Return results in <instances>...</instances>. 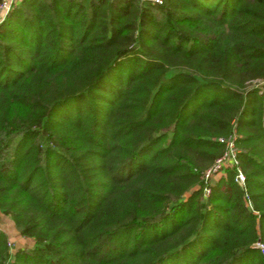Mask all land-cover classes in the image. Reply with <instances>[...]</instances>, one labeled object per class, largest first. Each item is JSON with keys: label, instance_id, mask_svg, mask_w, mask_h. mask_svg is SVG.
<instances>
[{"label": "trees", "instance_id": "16d2710c", "mask_svg": "<svg viewBox=\"0 0 264 264\" xmlns=\"http://www.w3.org/2000/svg\"><path fill=\"white\" fill-rule=\"evenodd\" d=\"M1 213L0 264H264V0L15 1Z\"/></svg>", "mask_w": 264, "mask_h": 264}, {"label": "built area", "instance_id": "2783aa9c", "mask_svg": "<svg viewBox=\"0 0 264 264\" xmlns=\"http://www.w3.org/2000/svg\"><path fill=\"white\" fill-rule=\"evenodd\" d=\"M16 0H1L0 1V20L4 18L8 10L10 9L11 5ZM157 2H161V0H154ZM222 141L225 142V149L223 153H221L219 156H217L214 161L211 163V165L205 170L204 172V179L206 183L213 178L217 177L220 173H222L227 166H236L237 173H236V179L239 182L244 181V174L238 167V148L234 144V137H230L227 139L220 138ZM210 192V187L208 184L204 187V195L205 197L208 196ZM8 244L11 246V242L8 241ZM258 245L262 248L264 251V245L261 242H258Z\"/></svg>", "mask_w": 264, "mask_h": 264}, {"label": "rangeland", "instance_id": "374dc122", "mask_svg": "<svg viewBox=\"0 0 264 264\" xmlns=\"http://www.w3.org/2000/svg\"><path fill=\"white\" fill-rule=\"evenodd\" d=\"M17 1V0H16ZM8 223V224H7ZM12 221L7 217L5 216L4 214H0V228L1 229H8V230H11L12 228V225H11ZM13 230V229H12ZM14 231V230H13ZM10 235V233H9ZM11 238L9 239V241L11 242V246H10V249L11 250H14L16 248V246L21 243H25V240H22V241H18L17 238H15L14 236H10Z\"/></svg>", "mask_w": 264, "mask_h": 264}, {"label": "crops", "instance_id": "0c3cea01", "mask_svg": "<svg viewBox=\"0 0 264 264\" xmlns=\"http://www.w3.org/2000/svg\"><path fill=\"white\" fill-rule=\"evenodd\" d=\"M223 173V172H222ZM221 174V173H220ZM219 174V175H220ZM6 216V215H5ZM10 219V218H9ZM11 220V219H10ZM8 224V223H7ZM11 225H12V228H11V230H6V229H4L5 230V232L7 233V235H8V238L10 239L11 237L10 236H14L15 238H17V240L18 241H22V240H25V243H23V244H21V243H19L16 247H20V246H26V247H30V246H32L33 245V240L30 238V237H26V236H23V235H21L20 233H19V231L17 230V228L14 226V224H13V222L11 223ZM14 231H13V230ZM9 233H10V235H9Z\"/></svg>", "mask_w": 264, "mask_h": 264}]
</instances>
